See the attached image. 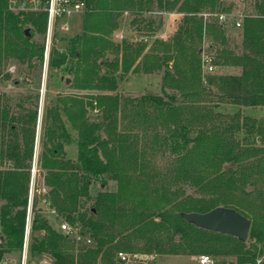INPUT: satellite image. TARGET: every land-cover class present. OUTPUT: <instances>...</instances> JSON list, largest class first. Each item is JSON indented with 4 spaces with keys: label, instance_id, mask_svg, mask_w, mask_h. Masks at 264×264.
Segmentation results:
<instances>
[{
    "label": "trees",
    "instance_id": "16d2710c",
    "mask_svg": "<svg viewBox=\"0 0 264 264\" xmlns=\"http://www.w3.org/2000/svg\"><path fill=\"white\" fill-rule=\"evenodd\" d=\"M82 1L86 5L82 31L65 52L53 41L49 55L47 73L67 71V89L72 92L46 99L43 106L36 166L44 187L35 185L31 200L30 263L47 258L50 264H114L117 250L137 249L167 255L207 254L221 258L220 264H256L263 257L264 264V117L246 118L233 126L186 123L187 113L198 114L200 102L214 89L218 103L264 107V0H248L252 14L243 18L235 38L215 19L204 22L197 16L232 13L236 5L227 0ZM126 10L141 17L156 11L183 14L179 36L168 48L164 46L156 61L163 69V93L144 95L130 104L136 105L138 119L151 124L153 118L161 125L152 137L143 134L150 143L141 148L134 135L116 133L121 100L108 94L117 90L121 73L134 72L137 66L127 59L126 45L120 60H102ZM203 23L215 46L217 64L238 67L240 74L208 76L203 82L197 56ZM45 27V14L16 15L0 0V89L9 84L20 88V81L32 87L18 95L0 90V260L17 255L24 238ZM142 70L149 72L146 66ZM167 83L174 93L165 92ZM92 111L97 112L95 118H90ZM150 128L152 133L155 126ZM71 144L77 148L75 160L66 153ZM158 151L174 163L168 172L170 181L192 194L175 191L169 198L156 188L150 194V184L159 175L152 172L151 177L143 171ZM217 206L250 219L246 241L201 228L182 216ZM59 220L67 221L75 232L59 229Z\"/></svg>",
    "mask_w": 264,
    "mask_h": 264
},
{
    "label": "rangeland",
    "instance_id": "374dc122",
    "mask_svg": "<svg viewBox=\"0 0 264 264\" xmlns=\"http://www.w3.org/2000/svg\"><path fill=\"white\" fill-rule=\"evenodd\" d=\"M228 2H232L236 5V9L229 14H225L228 17V21L225 24V27L228 31H233L230 33V36L235 38L238 29L242 26L243 18L252 14V4L248 0H227ZM204 14H210L212 17L210 19L214 20V15L216 13L212 12H203L197 14L198 17L203 18L205 22ZM83 14L78 15L69 19L67 22L68 27L70 28L68 32H62L59 28L56 29L54 35L56 43V48L61 52H65L68 44L72 42V40L80 34L82 31V17ZM183 19V14L171 12H159L156 11L151 14H146L141 17V15H134L131 10H126L122 13L119 18V27L112 33L109 40L112 42L110 46V50H107L105 55L102 57V60L112 63L113 61H117L121 59L122 51L121 48L126 45L128 48L125 51V55L127 59L131 62L134 61L133 66L136 67V71L130 73H121L122 79L117 81V90L113 92H109V95H117L121 100V110L117 117V126L116 133H122L123 137H127L130 135H134L138 142L139 148H141L144 142H149V140L143 139V134L145 133L146 137L150 135L152 137L153 133L158 131L161 128V125L158 120L151 118L150 123L148 124L147 120H142V117L138 119L135 115L136 108L133 105H130L134 100L139 99L144 95H160L163 93L162 91V75L163 69L161 65L156 64L163 53V48L166 46L168 48L172 44V40L174 37H178L180 34V27ZM165 20V23H164ZM234 20V21H233ZM237 20H241V26L235 27L234 22ZM203 35L202 40L198 44L197 47V56L200 58L201 62V70H202V80L205 83L206 78L208 76H221V75H229V74H240L241 69L234 66H221L218 65L215 46H212V40L207 36L205 31V23H203ZM163 36H168L163 37ZM147 38L148 43L144 41ZM239 38V37H237ZM54 43V42H53ZM229 46H232V43L229 41ZM118 48V49H117ZM203 53L212 58V64L215 67L212 73L206 72L203 66ZM215 57V58H214ZM168 64L171 65V62ZM147 67V73H145L142 69L143 67ZM106 71H111L110 67H105ZM12 70V68H11ZM13 71V70H12ZM114 71L116 69L114 68ZM44 74L43 69L41 68V82L39 87L40 101L39 106L43 112L44 102L47 99V102L53 99L59 93H68L72 92V90L67 89L68 84H66V79L70 80L69 74L64 70H55L52 73ZM52 75L51 79L47 81V77ZM45 75V76H44ZM62 76V80L59 79ZM21 82L20 88H13L10 84L4 88H1V91L7 92L9 94L18 95L25 94L32 90V87H28L26 84ZM46 86L48 87L46 89ZM165 92L172 94L175 92L173 87L166 84ZM47 90V91H46ZM42 92V94H41ZM213 94H217L214 89ZM204 97L203 102H200L199 105V113L195 116L187 115L184 113L183 119L185 115L187 120L186 123H192L197 126L207 125H223V126H233L236 123H243L246 118L253 119H261L264 117V107H236L228 104L218 103V98L215 96ZM47 95V96H46ZM97 116L96 111H92L90 113V118H95ZM42 117V115H41ZM183 123L185 121H182ZM41 125V121H40ZM155 126L152 133H149L152 128L151 126ZM144 126V128H143ZM241 135L238 136L239 139L243 138V133L240 132ZM162 149V148H161ZM40 151V145L38 141L37 147V156ZM158 154H154L153 156L147 155L150 158V162L146 164L144 169V174H149V176H153L152 172H156L159 177H156L158 180L155 183L150 184L152 191L150 194L155 193V188L157 189V193L163 194L166 197L173 198V193L175 191L182 194H192V190L183 185H177L170 181L171 176L168 175V172L173 169V161L165 155L164 152L158 151ZM66 153L68 158L75 160L77 157V148L75 144H71L66 147ZM37 160L32 164L31 172L33 166H35V176L32 178L31 173V186L38 185L40 188H43L42 178L39 175V171L37 170ZM129 172H134V170H129ZM138 172V171H137ZM155 176V175H154ZM170 178V179H169ZM181 184V183H180ZM111 187H114L112 184ZM42 192V190H41ZM40 193V191H39ZM197 197V195H195ZM145 251V250H143ZM155 251L156 250H151ZM159 264H198V257L202 254L189 256V255H167L159 253ZM15 255V253H13ZM211 256V255H210ZM215 264H220L221 258L213 257ZM229 259V258H226ZM232 259V258H231Z\"/></svg>",
    "mask_w": 264,
    "mask_h": 264
},
{
    "label": "built area",
    "instance_id": "2783aa9c",
    "mask_svg": "<svg viewBox=\"0 0 264 264\" xmlns=\"http://www.w3.org/2000/svg\"><path fill=\"white\" fill-rule=\"evenodd\" d=\"M7 9L16 15H29V14H45L46 15V27L45 35L43 39V62L42 69L44 74L48 68L49 55L53 47L54 33L57 28L62 32H68L69 27L67 21L73 17L81 15L86 10V5L82 0H5ZM203 17L206 21L210 20L212 15L204 14ZM214 19L222 25H225L228 21V17L225 14H216ZM234 21V20H233ZM235 27L241 26V20L234 22ZM203 66L206 72L212 73L214 66L212 64V58L203 53ZM45 76V75H44ZM32 178L35 176V166L32 169ZM33 185L31 186L29 193V205L27 209V216L24 227V238L22 247L17 255H5L0 264H32L29 261L28 255V239L31 228V200L33 196ZM45 189H42V193ZM50 214L56 216L54 209L50 210ZM59 229L67 232H75L69 223L65 220H59ZM89 242V240H88ZM263 257L256 260V264H261ZM159 254L155 251H143L137 249H119L114 255V264H159ZM37 264H50L49 259L44 258ZM198 264H215L214 259L207 254H202L198 257ZM245 264V263H241Z\"/></svg>",
    "mask_w": 264,
    "mask_h": 264
},
{
    "label": "water",
    "instance_id": "95a60500",
    "mask_svg": "<svg viewBox=\"0 0 264 264\" xmlns=\"http://www.w3.org/2000/svg\"><path fill=\"white\" fill-rule=\"evenodd\" d=\"M24 34L26 36H30V30L25 29ZM69 82L70 80L66 79V84H68ZM41 115L42 110L41 108H39L34 163L37 160V147L39 141ZM182 216L185 220L195 224L196 226L212 231L231 234L242 241H246L249 235L251 225L250 219L231 208L217 206L204 213L189 212L183 213Z\"/></svg>",
    "mask_w": 264,
    "mask_h": 264
},
{
    "label": "crops",
    "instance_id": "0c3cea01",
    "mask_svg": "<svg viewBox=\"0 0 264 264\" xmlns=\"http://www.w3.org/2000/svg\"><path fill=\"white\" fill-rule=\"evenodd\" d=\"M164 23H165V20H164ZM163 37H166V38H167L168 36H163ZM167 39H168V38H167ZM144 41L148 43L147 38H145ZM232 75H233V74H232Z\"/></svg>",
    "mask_w": 264,
    "mask_h": 264
}]
</instances>
